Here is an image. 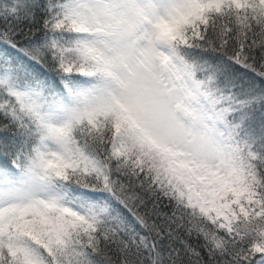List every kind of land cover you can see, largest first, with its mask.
Returning a JSON list of instances; mask_svg holds the SVG:
<instances>
[{
	"label": "snow or ice",
	"instance_id": "1",
	"mask_svg": "<svg viewBox=\"0 0 264 264\" xmlns=\"http://www.w3.org/2000/svg\"><path fill=\"white\" fill-rule=\"evenodd\" d=\"M0 264H264V0H0Z\"/></svg>",
	"mask_w": 264,
	"mask_h": 264
}]
</instances>
